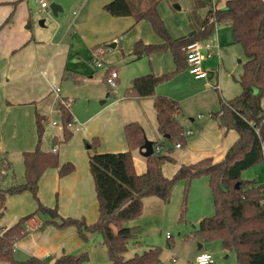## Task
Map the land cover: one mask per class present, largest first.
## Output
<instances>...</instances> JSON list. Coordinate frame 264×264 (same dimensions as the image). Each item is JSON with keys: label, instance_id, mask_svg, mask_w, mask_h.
<instances>
[{"label": "trees", "instance_id": "1", "mask_svg": "<svg viewBox=\"0 0 264 264\" xmlns=\"http://www.w3.org/2000/svg\"><path fill=\"white\" fill-rule=\"evenodd\" d=\"M161 1L112 0L104 7L113 16H134L137 22L149 21L156 34L165 40L163 44L138 41L134 47L137 57L165 51H171L174 55V72L136 77L131 82L129 93L138 98L155 96L158 132L164 137L168 136L171 142H180L184 146L187 137L178 119L181 106L170 97L156 96V87L187 68L184 46L194 40L211 38L216 25L220 23L230 24L234 42L243 47L247 57L240 78L242 92L233 99L223 101L221 111L214 117L221 127L236 130L239 138L222 160L214 162L208 157L182 165L172 177H166L162 167L176 159L171 153L155 151L147 157V171L138 174L132 150L143 145L145 129L138 122L126 124L128 151L90 154V170L99 202L98 220L89 224L84 218L62 217L57 206L48 207L40 203L34 213L20 218L0 233V262L51 264L36 256L26 260L13 256L16 243L29 233L26 222L41 212L50 214V221L58 227L76 226L84 240H88L91 234L101 233L111 264H160L162 249L159 246L125 258L130 241L140 233L139 226L125 225V222L142 214L145 197L157 196L169 202L177 181L186 179L190 183L193 178L206 175L215 212L201 220L194 236L202 242H221L227 251L235 253L237 264H264V184L241 178L245 169L264 159V109L261 105L264 98V0H227L224 7L209 11L198 30L179 39H172L160 16L158 5ZM59 109L64 132L62 141H65L72 135L68 126L74 122V117L66 101L60 102ZM40 120L38 118L37 121L38 145L35 150L23 154L25 172L22 183L2 186L4 177L1 171L10 169V164L0 151V222L5 214L8 196L30 191L35 199H39V181L48 168L59 167L60 176L75 169L70 162L60 165L58 151L41 148L43 125ZM54 142L59 144L57 138H54ZM99 143L98 139H94L92 148H97ZM154 144L158 145L157 142ZM86 256V253L79 256L66 254L53 264H83Z\"/></svg>", "mask_w": 264, "mask_h": 264}, {"label": "crops", "instance_id": "2", "mask_svg": "<svg viewBox=\"0 0 264 264\" xmlns=\"http://www.w3.org/2000/svg\"><path fill=\"white\" fill-rule=\"evenodd\" d=\"M100 1L84 0L81 3L73 1L72 4H74L75 10H73V19L71 20L72 26H67V28V20L63 18L59 24L52 23L47 29V27L44 28L45 23H49L47 20H44V26L39 25L35 27L31 24L30 19L32 17L33 6L30 0H0V151L10 164V169H3L5 171L3 177L9 178V175L15 173L14 161L17 157L21 156L23 158L25 152L35 150L39 140L38 118L41 119L40 121L43 126L45 123L50 122L51 119V124L54 126L58 125L61 130L60 135L56 133L54 136V138L59 140V144L53 145L51 150L49 148L48 151H54V148L57 147L60 165L70 162L75 166L74 171L65 176H60L59 167L48 168L39 181V199H32L31 194L28 192L8 196L5 214L0 222V233L18 222L20 218L34 213L33 211L39 207L40 203L48 207H53L57 204L60 209L58 210L59 214L62 217L84 218L89 224L95 223L96 217L99 218V211L98 213L91 211L89 216H85L87 212L82 207V199L85 197L86 191L90 193L91 197L95 192L97 198L95 182L90 170V152H88L92 148L93 140L98 139L100 142L101 138L99 147L95 152L118 153L129 150L125 126L130 122L140 123L146 133H148L147 125L152 123L153 132L159 133L154 104L155 96L138 98L129 93L131 82L134 78L149 73L156 75L164 74L174 70L176 64L171 51L156 52L141 57H136L134 54V47L138 41H143L145 44L165 43V40L151 33V28L146 23L147 20L137 22L135 17L132 16L138 27L135 33L129 37V44L126 46L128 52L124 53H128L131 56L134 55L136 58L132 59L131 63L134 62L137 65H132L129 62L127 65L125 64L127 70L123 83L126 86V90L122 94L124 96L123 99L122 97L111 98L114 95L111 94L109 87H107L108 85H106L105 71L97 72L98 69L91 72L80 70L79 68H83V66L71 61L73 55H85L86 52L88 53L97 44L117 40L115 38L116 33L122 31H119V29L123 27L121 25H123L124 21H116V19L110 17L108 11H102V8L112 0ZM214 1L217 4V9H219L226 5L227 0H225L223 5H219V2L222 0H210V6L207 11H204V18L200 19L198 26L191 29L188 32L189 34L201 27L209 11L213 9ZM199 4L204 3L199 2ZM40 9V11L43 10L42 7ZM28 24L31 26L28 27ZM226 25L229 26V24ZM219 28L216 26L215 29L218 32L215 33L214 31L219 47L222 46L220 43H223V45H226L225 43H228L227 45L232 44L234 39L231 26L225 29L224 40L221 38L222 29L219 30ZM72 29L74 31L71 33ZM100 29H102V32H96ZM182 37L184 36L182 35ZM182 37L180 36L179 38ZM211 40L213 41V39ZM117 45L118 43L114 42L109 44V47L114 48ZM217 51L218 53L211 59L215 58L219 62L217 67L220 68L222 57L219 49ZM144 58H146L145 60L148 61L150 67L141 61ZM138 60L139 63H136ZM206 61L204 65L209 70ZM107 63L112 64L118 70L113 61L110 60ZM87 72H90V74H87ZM209 72L210 79L207 80L208 83L213 82L217 71L211 69ZM185 74L195 81V83L196 81L202 84L206 83L205 79H196L190 72H185ZM120 82L119 72V84ZM90 87H95L97 98L102 99L104 96L105 98L101 100V109L91 113L88 111L87 115L81 118L75 112L73 105H77L79 101L80 103L83 102V99L79 95L83 90H88ZM215 89L217 90L218 87H215ZM155 92L156 96H170V98L173 99L174 97V100H176V96H173L172 92L164 89L163 84L157 86ZM92 97L90 96L88 109L91 108ZM130 98L134 99L133 101L135 102L132 105L135 114L127 110L130 105L125 109L126 105L124 101ZM61 101H66L74 117V122L68 126L72 135L65 141H62L64 132L60 120L59 104ZM223 101H227V99H221L220 107H217V105L216 107H211L220 112ZM262 108L264 109V105H262ZM110 109H113V111L110 117L107 116L105 123L99 129H90L96 118ZM115 113L117 117L113 118L112 115ZM54 122L56 123L53 124ZM202 125L201 127L198 126V129H189L191 133L186 136L188 138L187 147L180 153L179 159L174 162H166L163 165L162 170L166 177H172L182 165L196 163L204 158L210 157L214 162L222 160L230 147L239 138L236 130H228L221 127L215 119L210 118ZM26 133L28 134L27 139L25 138L26 136L22 137ZM158 145L162 146V153L165 150V145L160 142H158ZM155 147L154 144V149ZM138 151V155L134 156V167L138 174H144L147 171V157L140 153V148ZM146 200H148L152 208H155V205L158 209H160L163 202L165 203L164 200L157 196H148L143 199V203ZM6 214H8L7 217ZM205 217L209 216H204L202 219ZM41 222H43V217L40 214H35L26 222L29 233L25 238L18 241L15 245L16 249L14 248L18 252L21 251V256H17L18 260L32 256L43 259L50 257L48 253L45 254L47 249L43 244L49 241V234L55 229L48 226L38 232ZM199 224L195 227V230L199 227ZM133 225L140 226V224ZM68 231L70 234L69 241L72 240L73 244L69 243L70 246L64 242L62 246L66 247V251L69 253L76 247H82L83 244L77 236L78 233L75 227L71 226L65 232ZM93 235L95 234H91L89 238ZM140 235L139 233L138 236ZM196 239L199 243H202V248L199 249L198 247L191 258L185 261V264H190L199 252L205 251L212 254L205 247L210 246L214 242H219H202L197 237ZM219 244L220 247L217 245V249L223 247L221 242ZM149 247L156 246L149 245ZM222 252L229 251L223 247ZM106 253L109 258L107 248ZM86 263L93 264L91 261ZM160 264H163L162 258Z\"/></svg>", "mask_w": 264, "mask_h": 264}, {"label": "rangeland", "instance_id": "3", "mask_svg": "<svg viewBox=\"0 0 264 264\" xmlns=\"http://www.w3.org/2000/svg\"><path fill=\"white\" fill-rule=\"evenodd\" d=\"M30 1L33 6L32 17L30 19L31 24H33L35 27L39 26V20L44 19L49 22L45 23L44 27H47L48 29L49 25H52V23L59 24L60 20L63 18L67 20L66 27H71L73 10H75V7L73 6L74 4H72V2L78 1L81 3V1L84 0H46L49 5L54 2L62 6L63 11L58 16H55L53 14L49 6L48 8L40 11L41 5L39 0ZM209 1L210 0H162L159 3L158 10L160 16L164 20V23L168 28L172 39L179 38L180 36L182 37V35H188V32L191 29L198 26V22L200 21V19L204 18V11H207L208 7L210 6ZM99 2L101 1L99 0ZM199 2H202L204 4L200 5ZM175 3H178L181 8L177 9L176 7H174ZM224 3L225 0H222L221 2H219V5H223ZM102 11L106 12L104 8H102ZM110 17L116 19V21H124L123 25H121L123 27L119 29V31H122L116 33L117 35H115V38H117V40L107 43H100L99 45L97 44L92 50H95L99 47L104 49L106 52L103 57L104 60L106 62L111 60L117 66L120 72L121 80L119 84L120 93L114 95V97L111 98L115 99L118 97H122L123 99L124 97L122 96V94L126 90V86L123 83L127 70L125 68V64L127 65L128 62L131 63L132 59L137 57H135L134 55L131 56L128 53L125 54L124 52H128V48L126 49V46H128L129 44V37H131L135 33L138 24L134 22V18L132 16L118 17L110 14ZM146 23L151 28V33L154 36L159 37L154 31L152 24L147 21ZM226 24L227 23H220L217 25V28L220 27L219 30L222 29V40L225 39L223 37L226 32L225 29H228V27L230 26V24L229 26ZM73 31L74 29L71 30V33ZM96 32H102V29L97 30ZM217 32L218 30L215 29V33ZM87 33L89 34L88 31ZM210 39H213V41H215V44L218 45L214 32L213 37H211ZM114 42H117L118 45L114 48L109 47V44ZM225 44L226 45L220 43V45L222 46L219 47V52L222 57V64L220 68L217 67L219 62L215 58L206 61V65L209 70L212 69L217 71L216 76L213 78V82L208 83L207 79H205L206 83L204 84L197 81L195 83V81H193L187 74H185V72H189L188 68H185L184 70L177 72L171 79L162 83L164 89L172 92L171 94H173V96H176L175 99L178 100L181 106V113H179L178 119L180 122H182L181 124L184 127L185 132H187V130L189 131V129L191 128L198 129V126H203L202 124L210 118L215 119L214 115L218 113L219 110L213 109L214 107L211 106L216 107L217 105V107H220L219 104L221 99L230 100L235 98L242 92L240 78L243 73V64L247 60V57L245 55L243 47L240 44H237L234 41L230 45H227L228 43ZM92 50H90L88 53L86 52L85 55H73L71 61L80 66H83V68H79L80 70H88L91 72L92 70L98 69L97 72L105 71V67L96 66ZM145 59L146 58L142 59L141 61H143L145 65L150 67V64ZM136 63H139V60ZM131 64L137 65L134 64V62H132ZM175 70L176 64L174 70H171L169 72H174ZM90 72H87V74H90ZM215 84L218 85L217 90L215 89ZM90 96L93 97L91 101V108L88 109L87 106H89L90 104ZM79 97L83 99V102H77V105L74 104L73 108L75 107V112L81 118H84L87 115L88 111L91 113L101 109V100L105 98V96L102 97V99L97 98V95L95 94V87H90L88 90H83V92L80 93ZM133 100L134 99L132 98H130L129 100H125L124 104L126 105L125 109L130 105L129 109L127 110L135 114V111L132 108L133 103H135ZM262 105H264V99L262 100ZM112 111L113 109H110L103 115L98 116L91 125L90 129H99L105 123V119L107 118V116H111ZM112 117H117V114L115 113L114 115H112ZM55 119L58 120L57 117H55ZM152 127V123H149V125H147L148 133L145 132V137L148 140L153 141L154 143L160 142L161 144H164L165 150L162 153H171V155L175 157L176 160L179 159L180 153L187 147V143L181 148L177 147L176 144L171 142L170 139L164 138L159 133H154ZM56 133L57 135H60L61 130L59 129L58 125H52L50 119V122L45 123L43 126V136L41 141V148L43 150L48 151L49 148L51 150V147L55 145L54 136L56 135ZM23 136H26L25 138L27 139L28 134H23L22 137ZM36 145H38V143ZM98 147L99 145L97 146V148ZM97 148H91L88 150V152H90V154H93V152H95ZM128 148L130 149L129 146ZM138 153V149L132 150L133 158L135 155H138ZM14 163L15 173L11 174L12 176L9 175V178L5 177L2 180L3 187L16 183H22V180H24L25 167L23 158H21V156L17 157ZM241 178L244 180H255L258 183L264 184V159L253 165L252 167L245 169L241 174ZM208 182L209 178L206 175L193 178L190 183L186 179L177 181L172 191L171 200L169 202H163L160 209H158L155 205V208H152L148 200H146L144 202L142 214L134 219L125 222V225L134 226L133 224H140L141 226L140 227L138 225L140 227L141 235L136 239L130 241L128 245V251L125 253V258H131L135 256V254H141L145 250L150 248L149 245H153L161 247V258L163 264H185V261L188 260V258H191L192 254L197 251V248L199 246V241H197L196 237L193 234L195 227L198 226L200 220L204 216H211L215 212L213 206V196ZM25 192L30 193L32 199H34V196L30 191H24L22 193ZM89 194L90 193L86 191L85 197L82 199V207L87 212L85 216H89L91 211H95L97 213L99 211L95 192L92 197ZM55 206L58 207L57 204H55L53 207ZM183 209H185L184 213ZM36 210L37 208L33 212H35ZM58 210H60L59 207ZM38 214L43 217V222H41V226H43V228H39L40 230L38 232L48 226H51L55 229L52 230V232L49 234V241L43 244V246L47 249L45 254L48 253L50 256L49 258L46 257V259L51 264L55 263L56 260L62 256V254L79 256L84 253H86L87 256L83 264L88 261L93 262V264H110V260L106 253V248L104 246V238L101 233H96L92 237L88 238V240H84L77 230V236L83 245L79 248L76 247L68 253L66 251V247H63L62 245L64 242H66V245L69 243L73 244L72 240L69 241V231L65 232L71 226L64 228L58 227L57 224L50 221V214L39 212L36 215ZM7 216L8 214H6V217ZM95 220L97 221L98 218L96 217ZM72 226L77 229L76 226ZM168 235L170 236L168 237ZM217 245L218 247H220L219 242H214L210 246L205 247V249H209L212 252V255L216 260V264H237V258L234 252L223 253V247L217 249ZM15 249L13 252V256L16 259H19L17 256H21V251L18 252ZM227 255L229 256L228 258ZM0 264L9 263L0 262Z\"/></svg>", "mask_w": 264, "mask_h": 264}, {"label": "built area", "instance_id": "4", "mask_svg": "<svg viewBox=\"0 0 264 264\" xmlns=\"http://www.w3.org/2000/svg\"><path fill=\"white\" fill-rule=\"evenodd\" d=\"M41 7L43 9L48 8V3L45 0H41ZM217 9V4H215L213 10ZM213 20L212 18L210 19ZM217 26V25H216ZM219 45L215 44L210 38L203 39V40H194L188 43L186 46L183 47V50L186 55V62L187 68L189 72L195 77L196 79H210V72L206 69L204 62L208 59H211L216 53H218ZM94 61L97 67H105V82L109 87L111 94L117 95L120 93L119 90V72L118 70L112 66V64L107 63L104 61V55L106 54L105 50L102 48H97L92 50ZM218 85L215 84V87ZM123 96V95H122ZM124 97V96H123ZM54 122L53 124H55ZM191 131L185 132V135H189ZM177 147H182L181 143H176ZM162 146L157 145L155 147L156 152L162 151ZM58 148L55 147L54 151H57ZM263 153H264V145H263ZM5 173L4 170L1 171L3 175ZM29 229V228H28ZM92 264V263H86ZM190 264H216V260L214 256L210 252H199L195 259Z\"/></svg>", "mask_w": 264, "mask_h": 264}, {"label": "water", "instance_id": "5", "mask_svg": "<svg viewBox=\"0 0 264 264\" xmlns=\"http://www.w3.org/2000/svg\"><path fill=\"white\" fill-rule=\"evenodd\" d=\"M50 9L52 10L53 14L55 16H58L59 12H62L63 11V8L61 5L57 4V3H51L49 5ZM174 7H176L177 9H180L181 6L178 4V3H175L174 4ZM44 19H41L39 21L40 25L44 26ZM28 27H30V24H28ZM111 46H114V45H111ZM168 138V136H166ZM155 152V149H154V142L151 141V140H148L146 137H145V140H144V143L143 145L140 147V153L145 156V157H149L151 156L152 154H154ZM199 249L202 248V243H199Z\"/></svg>", "mask_w": 264, "mask_h": 264}]
</instances>
